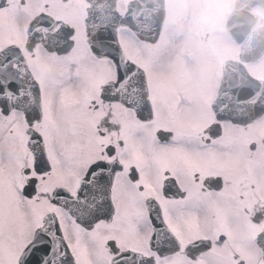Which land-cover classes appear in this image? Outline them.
<instances>
[{
    "label": "snow or ice",
    "instance_id": "obj_1",
    "mask_svg": "<svg viewBox=\"0 0 264 264\" xmlns=\"http://www.w3.org/2000/svg\"><path fill=\"white\" fill-rule=\"evenodd\" d=\"M18 52L0 48V264H218L225 234L203 245L181 234L225 206L228 182L197 167L224 149L222 127H156L154 111L113 91L136 67L115 57L117 79L97 90L94 52L57 53L44 78Z\"/></svg>",
    "mask_w": 264,
    "mask_h": 264
},
{
    "label": "rangeland",
    "instance_id": "obj_2",
    "mask_svg": "<svg viewBox=\"0 0 264 264\" xmlns=\"http://www.w3.org/2000/svg\"><path fill=\"white\" fill-rule=\"evenodd\" d=\"M128 1L121 0L118 4L120 13L126 12ZM232 5L233 0H167L168 18L155 44L144 43L128 29H120L119 41L124 53L148 72L151 97L156 100V127L178 121L185 129L200 132L214 119L210 99L217 93L220 67L226 58L238 55L225 25ZM87 6L85 0H24L23 4L20 0H9L5 12L0 13V16L7 17L6 27L0 30V48L9 44L24 48L30 22L45 11L76 29L73 58L91 57L84 24ZM182 19L185 20L181 22ZM197 26L200 29L191 37V42L195 43L189 47V54H179L188 39L186 36ZM177 29L180 31L176 33ZM26 56L33 70L42 78L56 71L66 59L48 53L41 46L34 52L36 59H32L30 54ZM93 59L102 66L94 81L98 90L100 84L116 78V70L108 59ZM182 93L189 94L191 99H185ZM195 104L200 111V119L191 115ZM133 115L130 111L126 113V122L133 123Z\"/></svg>",
    "mask_w": 264,
    "mask_h": 264
},
{
    "label": "flooded vegetation",
    "instance_id": "obj_3",
    "mask_svg": "<svg viewBox=\"0 0 264 264\" xmlns=\"http://www.w3.org/2000/svg\"><path fill=\"white\" fill-rule=\"evenodd\" d=\"M28 65L33 69L29 61ZM248 68L255 77L264 80V59ZM181 96L191 99L189 94L182 93ZM152 101L156 110V100ZM113 107L126 121L125 114L129 113V109L123 104ZM191 115L201 118L196 104ZM209 126L219 125L214 119L203 130ZM221 127L224 149L209 158L208 162L197 163V167L202 180L223 177L228 182L223 193L225 206L215 216L192 223L181 234V240L185 244L207 242L208 238L215 240L223 233L227 242L215 250L218 264H235L236 260L240 264H264V118L245 126L226 123Z\"/></svg>",
    "mask_w": 264,
    "mask_h": 264
},
{
    "label": "water",
    "instance_id": "obj_4",
    "mask_svg": "<svg viewBox=\"0 0 264 264\" xmlns=\"http://www.w3.org/2000/svg\"><path fill=\"white\" fill-rule=\"evenodd\" d=\"M90 2L92 3V8L89 10V18L86 24L88 27V41L91 48L99 57H115L119 65L126 69L129 63L125 60L117 41L118 26L127 25L136 32L138 31L139 35L143 38H146L147 33L157 35L162 25V1L151 0V3L155 4V7L157 6V11L154 12V9L151 8L148 15L146 14V10L149 9H145L144 1H139L135 5L132 4L130 12L124 20L115 12V0H90ZM159 10L161 12L160 17ZM239 26L243 27L242 25ZM71 34L72 31H69L66 26L42 16L31 23L28 31L29 41L27 46L28 49H33L38 43H42L49 51L63 54L68 52L72 47V42L69 41ZM17 55L19 56L20 54L17 53ZM21 67L24 68L25 65L22 64ZM227 69L230 81L226 82L223 92H221L220 101L215 106L218 116L220 118H235L239 112H242L237 110V107L241 108L237 104L247 99L251 100L252 107L259 108L262 104L259 94L253 91L251 96H249L250 98L246 97L247 81L249 80L246 73L240 67L230 64ZM134 72H137L136 68ZM130 76L133 77V74ZM234 81H237V83L235 84ZM122 85H127L126 87L128 88L129 82L125 81ZM122 85L119 88L113 87V91L118 93ZM135 86L141 89V92L137 95H142L144 98V84L135 83ZM257 98L259 101L256 100ZM222 109L225 116H221Z\"/></svg>",
    "mask_w": 264,
    "mask_h": 264
},
{
    "label": "bare ground",
    "instance_id": "obj_5",
    "mask_svg": "<svg viewBox=\"0 0 264 264\" xmlns=\"http://www.w3.org/2000/svg\"><path fill=\"white\" fill-rule=\"evenodd\" d=\"M200 242H203V241H198V242H196V243H200ZM196 243H194V244H196Z\"/></svg>",
    "mask_w": 264,
    "mask_h": 264
}]
</instances>
